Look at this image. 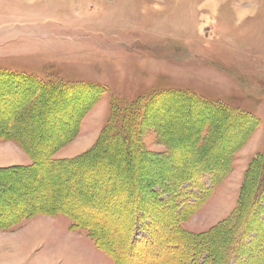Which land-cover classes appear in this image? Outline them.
Listing matches in <instances>:
<instances>
[{
    "label": "rangeland",
    "instance_id": "obj_1",
    "mask_svg": "<svg viewBox=\"0 0 264 264\" xmlns=\"http://www.w3.org/2000/svg\"><path fill=\"white\" fill-rule=\"evenodd\" d=\"M0 75V82L4 80L5 84L0 93L19 95L10 113L0 107V118L4 115L0 131L21 130L19 133L31 136V142L39 132L37 128L45 130V124L36 121L32 125V119L17 126L14 122L25 111L32 109V114H37V106H41V113L45 103L39 100L36 106L32 101L47 91L30 77L29 82L18 79L22 81L18 83L19 76L99 84L79 91L87 96L85 106L94 102L75 137L54 153L53 158L59 160H70L92 148L107 124L117 122L114 114L121 103L148 101L146 107L141 104V113L138 112V118L143 115L142 126H134L141 128L142 139L139 134L135 137L143 150L133 141L127 142L126 136L116 135L103 139L96 149L103 150L104 157H110L115 164L121 161L120 165H125L115 171L119 182L105 177V165L102 173L93 171L94 167L81 171L75 168V176H67L66 170L56 171L59 176L47 177V187L38 192L28 189V182H19L33 181L29 173L17 175L14 180L0 176L3 203L11 187L18 194L27 190V195L19 196L24 207L30 208L33 200L37 204L46 199L48 205L78 210L76 202H72V189L78 188V194L88 196L85 204L90 199L98 201L96 214L99 220H106L102 228L91 226L90 213H82L86 228L72 229V220L65 213L36 212L40 205L21 211L15 204L14 210L0 214V222L16 221L20 216L7 230L0 224V264L235 263L238 249L227 241V232L220 231V241L216 238L210 245L200 242V246H195L187 235L208 233L214 237L213 231L220 229L217 225L236 209L249 162L264 151V0H0ZM24 89L29 91L27 95L21 91ZM71 102L66 107L76 110L80 102ZM229 105L241 113H228L224 106ZM248 113L255 118H244ZM165 117H170L167 128L158 124ZM75 125L70 123L72 128ZM249 125L253 131L248 138ZM173 127L177 130L169 132ZM235 128L241 129V138L237 134L229 136ZM184 132L187 137L179 138ZM177 138L183 141L177 142ZM122 142L132 144L130 153L123 155ZM222 142L227 144L221 148ZM4 144L16 149L17 156L14 153L4 159L0 151V172L32 164L19 144L0 138V145ZM133 149L144 155L138 156ZM190 160L195 172H213L220 166L223 175L215 180V171L202 174L208 190H194L195 203L201 196L202 201L186 214L187 208L180 203L183 199L175 202L174 194L179 184L194 174L178 173L174 167ZM77 163L68 164L72 166L68 171ZM260 174L263 173L258 169L253 181L250 174L245 178L244 188H250L246 213L252 207L256 180L264 179V175L259 178ZM136 195L144 198L141 206L146 216L139 223L134 221ZM154 195L159 201L153 200ZM259 197L264 202V193ZM36 218L58 220V228L39 230L45 227L36 228ZM249 219L240 238L249 240L246 243L251 249L264 257V212ZM177 221L181 222L178 227ZM91 229L97 232L98 243L89 235ZM67 230L72 233L68 235ZM40 236L44 244H39ZM152 240L156 244L150 247L157 251L143 250V244ZM249 264L264 262L250 259Z\"/></svg>",
    "mask_w": 264,
    "mask_h": 264
},
{
    "label": "trees",
    "instance_id": "obj_2",
    "mask_svg": "<svg viewBox=\"0 0 264 264\" xmlns=\"http://www.w3.org/2000/svg\"><path fill=\"white\" fill-rule=\"evenodd\" d=\"M17 73L18 72H13V74H17ZM2 76L3 75H0V80L3 79ZM24 77L25 76H19L16 81L19 83L22 81H20V80L18 81V79H22L24 81L29 82L30 79H28L27 77H30L32 82L37 83V85L40 84V86H42V89L47 91L44 93V95L42 92L40 99H34V101H32V104L38 103L39 100H40V102H44L45 108L41 109V113H40L39 108L41 106H37V104H36L37 110H38L37 114H32V112H31L32 109L29 111H25L22 115H20L17 118V120L15 122L13 120H10V122H11L10 125L14 126V123H15V126H17V125H20L21 122H23V121L29 122L30 119H32L33 120L32 125L34 124V122L40 121V125L45 124L46 129L41 130V129L37 128L39 130V132H36L35 135H33V141L32 142H31V136L28 137V135H26V133H24V134L19 133V131H21V130H18V132L15 130L14 131L13 130L5 131L6 129H4L3 131H0V138L5 137L6 139H12L14 142L19 144V146H21L26 151V153L30 156L31 162H32L31 165H28L26 167L25 166L24 167H15L14 169L8 168L7 170L4 169V171L0 172V176L5 177V178H9L10 180H14V178L17 179L16 178L17 175L19 176L21 174H26V173L28 174L29 173L31 176L34 177L33 181H31L30 179H28V181L25 179H22V180L20 179L19 182H20V184H22L24 182H28V189L34 190L36 192H38V190H41V189L47 187L46 181H50L49 179H50L51 175L54 174V177L59 176V174L56 171L66 170L64 173L67 176H69V175L75 176L74 171L78 172V170L75 168H78L81 171L82 169H85V168H90V167L93 168L94 167L93 171H96V173H100V172L102 173V170L106 168V170L104 171L105 177H107L108 180H116L117 182H119L118 181L119 177L115 175V171H117V172L120 171L121 166L124 164L120 165L121 161L119 163L115 164L113 162V159H111L110 157H107V158L104 157L106 155V153L103 152V150H100V149L96 150V149H98V147H100L101 141L103 139H106L107 137H114L116 135L118 137L119 136L120 137L126 136L127 138L125 140L127 142L133 141L132 142L133 144L134 143L138 144L139 148L143 150L144 147H143L141 141H139V139H138V138H140V140L142 139L141 133H140L141 128L135 129L134 126L135 125L137 126L138 124L140 126H142V124H143L142 116L143 115L140 118H138V114L141 113L140 110L142 108V105L144 107H146L145 104L148 103V101H146V103H144V104L140 102L142 105L139 104V100H137V102H123V103H121V105L119 106V111H117L114 114L116 116L115 119L117 120V122L107 124V126L101 132L97 142L94 144V146L92 148H90L89 150H87L83 154L76 156L70 160H66V159L65 160L64 159L59 160V159L53 158L54 153L57 150H59L60 148H62L63 146H65L66 143H68L70 140H72L75 137V134L77 132V128L79 127V124L81 123V120H82L84 114L89 110L90 107H92L93 102H94V100H93L91 103H89V105L86 104L87 106H85V104L83 102L85 100L87 101V96L85 95V93H84V95L83 94L80 95L81 93L79 91L89 90L90 88L97 87L96 85L99 86V84L95 85L92 83L64 82L62 80H57V79H49L48 80V79H45L43 76H38L39 78H37L35 75L26 76L25 78ZM2 82H4V80L0 82L1 83L0 84V87H1L0 91L3 90L2 88H5V84L3 85ZM27 89H24L21 91H23V93H26V95H27V93L29 92V91H27ZM29 89L32 90L33 88L30 87ZM74 90H76V91H74ZM2 93H0L1 94L0 95V107H2V109H3L2 111H6L3 108V107H6L8 109L6 112L10 113L12 110L13 103L16 101V99L19 97V95L14 97L13 93L12 94L10 93L9 95L3 96ZM85 96H86V98H84ZM89 99H90V97H89ZM74 100H77V102H80V104L76 107V110L69 111V108H67V107H69L68 105L70 103H73L71 101H74ZM8 101L12 102V103L8 104ZM202 102L208 103L209 101H202ZM179 105H182V104H179ZM14 106H16L15 103H14ZM224 107L228 108V110H227V111H229L228 113L240 112L234 106H231V105L224 106ZM0 110H1V108H0ZM45 110H48V111L44 112ZM66 111H67V113H70L68 116L65 114ZM236 111H238V112H236ZM2 114H1L2 118H0L1 119L0 121H3V118H4V115H2ZM210 114L214 115L212 113H210ZM15 115H17V113ZM8 116H9V114L7 115V117ZM244 118H250L251 119V118H255V117L254 116L252 117V115L250 113H248V115H245ZM168 120H170V117H165V118L159 119L158 124L160 126L162 125L164 128H167L166 124H167ZM74 122H76V125L77 124L78 125L77 126L75 125L74 126L75 128L73 127L74 128L73 129L72 126H70V123H74ZM27 125H29V124H27ZM56 126H58V128H59V126H61L62 129H57ZM249 126H248L249 127L248 128V134H247L248 138H249L250 133L253 131L252 126L251 125H249ZM174 127H176V126H174ZM174 127L169 129V132L172 129H174L176 131L177 129ZM135 131H137L138 133L133 135V133ZM175 131H172V132H175ZM125 132H127L126 134H128V135H124ZM240 132H241V129L238 130L237 128H235L231 132L233 134H231L229 136H233L234 134H237L238 137L241 138L242 135L240 136ZM245 133H246V131H245ZM138 134H139V137L136 138L135 136H138ZM181 134L182 135L179 136V138L180 137H187V135H188V134H186V132L181 133ZM244 137H245V135H244ZM134 138H135V140H134ZM179 138H177V139H179ZM171 139H174V137ZM178 141L182 142L183 139L181 138V139L177 140V142ZM222 144H227V143H225V142L220 143L221 148H222ZM59 145H61V146H59ZM122 145L123 146L121 147V149L123 150L122 151L123 155L126 154V151L128 153L131 152L132 144H131V146H129V145H127V143L122 142ZM233 146H235V145H233ZM133 151H134V149H133ZM107 153L110 154L112 152L110 150ZM137 155L141 156L144 154H141V155L137 154ZM191 161L192 160H190V162L187 163V165L182 162L180 164H176V166L174 167L175 170L178 171V173L189 171L190 173L194 174L192 176L189 175V177L187 179H185L184 182L180 183L179 184L180 188L177 187L178 189L176 190V192L174 194L175 202L178 198L183 199L180 203H183V205H184L183 207L187 208V210L185 211L186 214L190 213L192 211V209L197 207L198 204L202 201L201 200L202 196H201V198H198L197 203H195V200H193V198L196 195L194 190L197 189L203 193L206 192L207 187H206L205 180H204L205 177H203L202 174L203 173L210 174V173H214V171H215L218 174V177L215 180L221 179L222 178L221 175H223V173L220 172V170H221L220 166H216V168H214L213 172H211L212 170L209 172V171H201L200 169L196 170V172H195L192 170V165H190ZM75 162H78L77 165L72 169L71 172H69L68 171V169H70L69 167H72L70 165L74 164ZM212 163H216V162H212ZM59 164H65V165L59 167ZM68 164H70V165H68ZM102 165H105V168H103ZM124 168H125V165L123 166L122 169H124ZM26 169H29L28 172H26L27 171ZM258 169H259V171H262V173H263V174H260V176H259V178L262 179V175H264V151H261V152L259 151L258 153H256L253 156V158L249 162V166L247 168L245 178H247L248 175L250 174L252 181H253ZM37 175H39L41 177H36ZM245 178L243 181V185L240 188L238 204L236 206L235 211L233 210L232 213L226 219L222 220L220 225H217L220 229L219 230L215 229L213 231L214 237L213 236L209 237L207 235L208 233H203L201 236H198V237L192 236L193 234L187 235L188 237H190V239L192 241H194L193 244L195 246H200L199 245L200 242H202L203 244L210 245L211 242L214 241L216 238H217V240L220 241L221 237H223V235H221L223 233V231L227 232L226 233L227 234V237H226L227 241L232 242L233 249H238V251L236 252L234 264H249L250 259H254V261L259 260L261 262H264V257L260 256V252L259 251L254 252V249H251V246L249 245L250 243H246L249 240L245 242L244 239L240 238V236L243 235L242 230L245 229L246 220H248L249 217L252 215L255 218L257 215H260L261 213L264 212L262 210V209H264V206L262 205V203H264V202H260L261 198L259 197L261 195V193L262 194L264 193V179L256 180L257 181V183H256L257 189H256V191L252 197L253 202L250 203V206H252V207L250 208L251 210L248 213H246V211H245L246 210V204L245 203H246V198H248L250 196V188L249 189L244 188V182H246ZM0 179H2V178H0ZM104 179H106V178H104ZM213 180L214 179L211 178L212 182H213ZM166 181L167 180L163 181V183H165ZM177 186H178V184H177ZM26 187H27V185H26ZM174 187L175 186H173V188ZM151 188H152V186H151ZM173 188L171 187V190ZM76 189H78V188L72 189L73 193L75 194V196L74 195L72 196V202L73 203L76 202V204H75L76 206H74V207L77 208V205H78V210H73L72 207L61 206V204H59V205L55 204L53 206H51V204L48 205V203H46V202H49V200L47 201L46 199L38 202L37 204L35 203L34 200L31 201L32 203L30 205H32V206L30 208L34 210V208L38 207L37 205H40L41 206L40 210L36 211V212H40V211H49L50 213H55V212L63 213L64 212L65 214H68L72 220V223H73V227H71L72 229H80L81 227L86 228L84 226L85 222L83 221V218H82L83 214L82 213H88L89 212L90 218H88V220L90 221L89 223L91 224V226L93 224H95L96 226H99L100 228H102V224L105 223L106 220L104 218H103V221L99 220L100 217L96 214V209L98 207V204H96V203H98V201L92 202V200H90V202H86V204H85L84 199H82V197H83L82 194L81 195L78 194L79 191H77ZM12 190L13 189L11 187H9L8 191H6L7 194L9 193L7 195L9 197L5 198L4 203L0 201L1 202L0 203V214L7 212V210L8 211L14 210L15 204H17V206L21 209V211H23V210L28 211L30 209L29 206L24 207L22 205V203H20V200H21V197H19L20 194H21V196L25 195V194L27 195V191H24V192H21L20 194H18L17 192L14 193V191H12ZM152 190H154V186H153ZM208 192H210V190ZM155 193L160 195L159 192H155ZM0 194H1V192H0ZM11 194H15V196H13ZM100 194L101 193H99V195ZM83 198L87 199L88 196L83 197ZM136 199H137V205H136V208L134 211V221L135 222L137 221L139 223V222L144 220L142 218L146 217L143 214V213H145V211L142 209V206H141L142 205L141 203L144 200V198L141 195H136ZM157 199L158 198L156 197V195H154L153 200L159 201ZM258 206L261 207V209ZM17 214H19V213H17ZM19 217H18V219H19ZM0 218H2L1 215H0ZM18 219L16 221H14V220L10 221L9 220L7 222L3 221L4 223L0 222V224H2L1 227L5 228L7 230L8 228L12 227V225L15 222H17ZM236 220H237V222H236ZM162 221L168 222L167 220L164 221V219ZM181 221H182V218H181ZM97 222L100 224H98ZM150 224L151 223H149V225ZM169 224L172 226V221ZM180 224H181V222L177 221L176 227L180 226ZM230 224L234 225V226L231 227L230 229L225 228V226L230 225ZM164 229L169 230L168 228H164ZM221 230H222V233L220 234ZM88 233L93 239L97 240L96 242L98 243V240H99L98 237L99 236H98L97 232L94 231L93 229H91V231L89 230ZM245 235H246V233H245ZM152 243L156 244L155 240H152L151 243H150V241H148L147 243H144L143 244V246H144L143 250L153 251V248L150 247ZM242 247L244 248L245 251L242 250ZM156 251H157V248L153 252H156ZM248 252H250V253H248ZM171 253H172V251H171ZM252 253H254V255ZM154 255H155V253H154ZM166 258H168V257L166 256ZM231 258H232V256L230 255V259ZM236 259H238V260H236ZM144 264H149V263L144 262ZM159 264H161L160 261H159Z\"/></svg>",
    "mask_w": 264,
    "mask_h": 264
},
{
    "label": "crops",
    "instance_id": "obj_3",
    "mask_svg": "<svg viewBox=\"0 0 264 264\" xmlns=\"http://www.w3.org/2000/svg\"><path fill=\"white\" fill-rule=\"evenodd\" d=\"M56 222H58V220H56L54 222V220H47V219L42 220L41 218H38V219L36 218L34 225H36V228L45 227L44 229L39 228V230H46V228L47 229H51V228L55 229V228H58V224ZM67 231H68L67 232L68 235H70V233H72V231H70V230H67ZM56 234H57V231H55L54 236H56ZM38 242H39V244H44V239H42L40 236ZM51 244H52V241H51Z\"/></svg>",
    "mask_w": 264,
    "mask_h": 264
},
{
    "label": "bare ground",
    "instance_id": "obj_4",
    "mask_svg": "<svg viewBox=\"0 0 264 264\" xmlns=\"http://www.w3.org/2000/svg\"><path fill=\"white\" fill-rule=\"evenodd\" d=\"M5 79V78H4ZM1 84V83H0ZM1 89V88H0ZM75 89V88H74ZM76 91V90H74ZM180 92V91H179ZM76 95V94H75ZM153 95V94H152ZM187 97V96H186ZM67 100V99H66ZM80 100V99H79ZM71 104V103H70ZM80 107V106H79ZM79 109V108H78ZM239 116V115H238ZM69 122V121H68ZM234 122V121H233ZM179 125V124H178ZM74 129V128H73ZM187 134V133H186ZM9 138V137H8ZM50 145V144H49ZM61 146V145H59ZM0 151L3 152L5 155L2 156V158L6 159L8 158V156H14V153L15 155L17 154V150L16 149H13V147L10 145V144H4V145H0ZM189 155V154H188ZM7 156V157H5ZM17 156V155H16ZM186 156V155H185ZM9 159V158H8ZM33 159V158H32ZM31 160V159H30ZM67 160V159H66ZM185 160V159H184ZM195 162V161H194ZM187 165V163H184ZM26 167V166H25ZM29 170V169H28ZM27 191V190H26ZM256 191V190H255ZM262 194V193H261ZM9 197V196H8ZM52 197V196H51ZM3 198V197H2ZM44 199V198H43ZM50 199V198H49ZM82 199H85V198H82ZM91 200V199H90ZM118 200V199H117ZM263 201V200H262ZM71 202V201H70ZM253 202V201H252ZM47 203V202H46ZM76 204V203H75ZM176 208V207H175ZM175 210V209H174ZM64 213V212H63ZM171 214V213H170ZM68 215V214H67ZM172 215V214H171ZM253 216V215H252ZM251 217V216H250ZM250 220V219H249ZM121 221V220H120ZM253 224V223H252ZM257 224V223H256ZM264 224V223H263ZM263 228V227H262ZM262 234V233H261ZM262 236V235H260ZM259 239V238H258ZM27 242V240H26ZM253 243V242H252ZM0 245H2L0 243ZM9 245V244H8ZM14 247V246H13ZM11 248V247H10ZM255 248V247H254ZM166 255V254H165ZM166 259V258H165Z\"/></svg>",
    "mask_w": 264,
    "mask_h": 264
}]
</instances>
